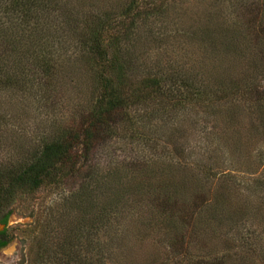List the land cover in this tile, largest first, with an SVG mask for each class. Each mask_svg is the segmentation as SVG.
Instances as JSON below:
<instances>
[{"label":"rangeland","instance_id":"1","mask_svg":"<svg viewBox=\"0 0 264 264\" xmlns=\"http://www.w3.org/2000/svg\"><path fill=\"white\" fill-rule=\"evenodd\" d=\"M129 1L68 0L89 13H120ZM143 2L159 9L133 14L147 17L126 49L139 58L141 77L169 73L176 93L183 73L195 71L192 81L220 91L172 111L156 106L169 96L141 103L143 118L131 113L140 139L121 129L72 175L17 196L6 208L0 264H29L39 247L87 229L107 247L110 227L113 264H264V0H136ZM7 15L0 20L17 21ZM64 27L47 48L54 73L37 76L32 58L25 83L0 87V173L29 163L94 101L96 75ZM3 34L21 40L29 32Z\"/></svg>","mask_w":264,"mask_h":264},{"label":"trees","instance_id":"2","mask_svg":"<svg viewBox=\"0 0 264 264\" xmlns=\"http://www.w3.org/2000/svg\"><path fill=\"white\" fill-rule=\"evenodd\" d=\"M145 4L143 2L139 6L136 0H130L120 13L116 9L89 13L81 12L78 10L79 5H72L68 0H0V16L4 13L8 14V18L17 19L14 24L0 20V33L14 34L21 26L29 32V35H22L21 40L16 36L0 39V87L25 83L26 74L31 72L32 58L40 70L37 76L43 77L44 74L45 77L54 73L51 58L47 55L51 53L47 48L50 37L67 25L69 33L74 34L80 42L86 65L93 69L98 81L90 109L84 111L74 125L53 131L48 139H44L39 154H35L29 163H23L16 171L0 173V225H4L0 230V249L9 242L6 226L11 210L6 208L17 196L55 183L61 177L60 173L72 175L77 164L91 162L99 144L118 135L121 129L126 130L123 135L141 138L135 127L136 120L131 115L133 113V117L136 114L143 118V114L136 110L138 105L147 101L154 104L162 96H169V99L162 98L156 106L161 104L172 111L191 96L199 97L207 92L213 99L220 91L206 84L201 87L202 83L192 81L195 71L183 73L187 81H182L176 93L171 87L172 76L169 73L157 69L153 75L141 77L143 68L137 61L139 58L126 49L129 50L133 31L147 18H134L133 14L144 17L149 12H158L159 7H149L152 3ZM254 5L257 11L260 5ZM140 7L142 10L138 12ZM82 25L84 27L81 28ZM171 96H174L172 100ZM153 114L148 122L152 121ZM108 236L111 240L105 247L95 242L91 230L82 233L76 231L75 239L61 241L57 247H39L29 264H113L117 246L114 243L116 231L111 227L107 230Z\"/></svg>","mask_w":264,"mask_h":264},{"label":"water","instance_id":"3","mask_svg":"<svg viewBox=\"0 0 264 264\" xmlns=\"http://www.w3.org/2000/svg\"><path fill=\"white\" fill-rule=\"evenodd\" d=\"M1 228H3V224H2V227H0V230H1Z\"/></svg>","mask_w":264,"mask_h":264}]
</instances>
